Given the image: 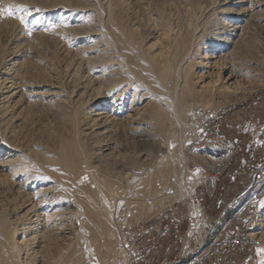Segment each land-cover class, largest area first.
Listing matches in <instances>:
<instances>
[{"label":"bare ground","instance_id":"obj_1","mask_svg":"<svg viewBox=\"0 0 264 264\" xmlns=\"http://www.w3.org/2000/svg\"><path fill=\"white\" fill-rule=\"evenodd\" d=\"M24 2L25 0H5L6 4L15 5H23ZM250 2L251 0H224L223 7L218 12L222 22H214L215 25L207 35L203 32L205 36L203 33L197 36V41L202 35L205 39L202 43L205 47L203 57L208 55L207 57L221 62L218 80L211 84H204L207 70L200 69L197 73L194 71L197 64L194 65L187 50L185 55H181L180 47L175 50V54H171L174 51L168 45L164 52L151 51L154 46H149L150 44L148 48H144L134 31L137 29L134 28L137 22L133 19L129 21L122 13L123 9L107 8L104 23L116 40L113 44L117 45H106L107 48L100 49L96 46L98 42L93 43L94 47L90 48H95L98 52L95 56L88 51L90 48L84 46L85 49L83 47L82 50L89 52L87 58L81 56L82 59L77 60L75 57L74 60L79 69L81 66L92 65L89 74L102 73L104 76L101 78L102 74L100 77L96 75L91 80L97 88L86 96L83 107L74 111L71 109V117L66 118L68 124L57 133L44 134L42 137L38 130H31L30 133H22L13 142L8 139L0 140V147L9 151L6 152L7 174L0 176V264H32L37 255H41L42 259L36 260L34 264H47L44 259L51 256L45 250L52 235L60 234V245L68 243L66 238L70 234V228L64 226L65 220L70 225L77 224L76 236L82 242L83 247L79 248L83 252L82 256L74 252L69 259L57 264H118L122 253L120 251V259L114 261L116 252L113 227H116L125 210L129 211V208L134 209L146 202L152 203L158 198L157 195H168V188L173 186L179 192L176 194L178 198L191 197L195 193V184L199 179H194L188 173L189 162L184 153L187 139L184 133L188 132L195 137L201 130L195 126H186L183 117L200 113L204 105L211 106L212 115H217L220 111L214 108L216 103H219L221 96L236 88L243 68L238 70L230 57L241 49L243 33L250 28L251 18L264 23V14L252 17ZM259 5H264V2L260 0ZM79 18L75 17L73 23L82 25V19ZM54 26L57 28L56 24ZM109 30L106 29L108 32ZM61 31L62 29L56 32L60 34ZM67 33L70 34L69 31ZM70 35L68 36L71 38ZM183 45L188 47L187 40ZM85 53L82 55L85 56ZM261 61H264L263 58L259 60ZM17 85L15 77L6 74L0 82V101L18 93L20 89ZM55 102L59 107L70 108L57 98L49 101L51 104ZM77 102L78 98L70 101L73 105ZM2 103L0 102V107ZM13 129L15 127L9 130L10 137L15 132ZM120 142L122 148L118 150L117 144ZM110 159H113L111 171L107 163ZM223 160L229 162L231 154L226 155ZM223 160L213 158L219 171ZM177 164L181 166L175 171ZM0 167L3 165L0 164ZM234 171L238 170L232 172ZM135 172L142 176L138 180L140 185L136 187V183H133V192L126 197L124 194L128 179ZM208 188L210 191L216 188L215 178L208 182ZM260 197L264 198V189ZM256 199L257 195L253 194L241 211L248 204H255ZM157 208L149 205V211ZM261 211L262 215L249 234L255 239L260 236L257 254L260 264H264V207H261ZM197 215L198 208L195 206L190 213L191 229L199 227Z\"/></svg>","mask_w":264,"mask_h":264},{"label":"rangeland","instance_id":"obj_2","mask_svg":"<svg viewBox=\"0 0 264 264\" xmlns=\"http://www.w3.org/2000/svg\"><path fill=\"white\" fill-rule=\"evenodd\" d=\"M113 2L117 6H115ZM223 2L224 0H25L23 6L28 9V12H17L16 16H23L27 26L21 24L18 18L0 17V82L6 77V74H9L15 77L18 83L17 86L20 89L19 92L12 97L0 101L3 102L0 107V140L8 139L13 142V140H17L22 133H30L31 130H38L37 132L41 136L43 135L42 137L57 133L68 124L66 120L69 119V116L71 117L69 111L71 112L72 110L74 111V109L83 107L86 96L97 88L96 85L91 83V80H93L96 75L100 77L102 73L95 75V73L92 72L89 74L92 71V65H87L89 69L85 66H81L79 69L74 60L75 57L77 60L80 58L82 59L81 56L86 59L87 53L89 52L92 53L93 56L97 55L98 52L95 48V51L90 48H93V45L97 42L98 45L96 44V46L100 49H104V47L107 48L106 45L110 46L112 44L111 47L117 45V43L113 44V41L116 42V40L115 38L113 39L114 36L112 32H110L109 28H107L104 23L108 7H116L115 9L118 10L123 9V12H120L125 14L129 21L133 19V21L137 22L134 26V28L136 27L137 29H134V31H136L139 42H142L141 44L144 48L154 46L151 47L154 49H151V51L163 50L164 52L165 48L169 46L173 48L172 51H174L171 52V54H175V50L180 47L181 55H185L187 50L190 59L193 58L194 60V65L197 64L194 67V71L196 73L199 72L200 69L208 71L207 79L204 80V84H211L218 80L217 75L220 72L221 62L217 59H211L212 57H207L208 55L203 57L205 47L202 43L205 40L203 35L205 36L206 33H209L213 25H215L214 22H222L223 19L218 12L222 9ZM261 2H264V0H261ZM259 4L260 0H251L250 5L252 8L250 14L253 15L252 17H261V15L264 14V5L260 6ZM8 5L9 4L5 3V0H0V6L7 7ZM100 9L101 11H99ZM102 12H104V14ZM96 15L99 17L97 18ZM75 17H80L79 19H82L83 26L73 23ZM89 19L93 21L91 22ZM100 22H103V28V24ZM60 23L61 25H59ZM55 24L57 28L54 27V30L51 29L50 26H54ZM58 28L62 29L60 34L56 32L60 30ZM63 28H66L67 31L66 29L63 31ZM78 28H80V30ZM88 28L91 29L89 30ZM29 29H31V35H28ZM49 29L51 32H49ZM106 29H108L111 34L106 31ZM68 31L71 35L67 33ZM62 33L64 35L66 33L67 35L63 37ZM199 33H203V35L201 38L198 37L197 41ZM68 35H70L72 39ZM59 37L62 38L60 39ZM109 37L111 38L108 39ZM242 38L243 42L240 46L241 49L237 53L238 55L234 54L235 56L230 58L235 62L238 70L243 68L245 72H243V69L240 70L241 72L239 71L241 75L239 78L241 80H238L236 88L232 92L221 96L219 103H216V107L214 108L218 109L220 112L215 116L212 115L213 108L203 103L204 109L200 113H191L183 117V123H185L186 126H195L198 127L199 130L200 126L191 123L190 119L198 120V116L205 115L209 123L210 121L216 123L217 130L216 136L212 138L211 143L201 142L198 145L192 144L191 146L189 145L197 139L199 134L194 137L188 134V132L184 133L187 139L184 153L188 158V162H194V158L189 155L192 146L206 147L220 152L237 148L234 156H231L229 164L225 161L223 165H221L225 167L227 171L223 173L217 183L215 200H209L205 197L203 193L204 187H202L196 191L197 199L199 200V206H197L195 197H176V194H179V192H177L176 187L173 186L168 188L170 191L168 195H157L158 198H155L152 203L146 202L144 205L135 207L134 209L133 207L129 208V211L125 210L118 219L116 227H113L116 252L114 261L118 260V258L120 259L119 230L123 225L130 222H146L159 212L166 210L173 203H179L183 215H186L188 212L191 213V208L196 206L198 208V213L199 211H203L205 218L207 217L205 223H213L220 210L227 205L231 199L239 195L248 185L249 180L238 194L233 193L232 190L227 191L228 187L231 186L239 176L238 174V176L234 178H228L229 173L233 171L230 165L234 162L238 152H242L241 148L247 143L249 137L248 132L256 128L264 131V61L259 62L262 58L264 60V23L254 21L251 18L250 28L244 31ZM59 40H61L62 43ZM185 40H187L188 49L183 45ZM163 44L165 45L163 46ZM84 46L90 48L88 49L89 52L86 51L85 53V50H82ZM81 50L83 54L85 53V56L82 55ZM258 63H260V65H257ZM246 70L250 71L246 72ZM103 77L102 74L101 78ZM86 84L88 85L86 86ZM73 96L78 98V104L74 103L75 105H73V103H70V101L72 102V100L75 99ZM56 98L64 102L65 105L70 108H64L66 106L59 107L57 102L53 104L49 103L50 100ZM74 106L77 107L75 108ZM67 116L68 119H66ZM12 127H15V129H13L15 132L13 136L10 137L9 130ZM184 130L186 131L185 128ZM121 144V142L117 144L118 150L122 148ZM6 152H9L8 149L0 147V164L3 165V167H0V176H6L7 174L5 169L6 157L8 155ZM248 159L249 164H257V162H254L256 160H253L254 156L253 159L248 156ZM112 160L113 159H110L111 162L109 160V162H107L109 163V171H111L110 167ZM263 165L264 161L259 164L260 167ZM103 166L106 165L103 163ZM180 166V164H177L174 170L178 171ZM139 175V173L135 172L130 176V179H128L125 190L126 193L124 194L126 197L132 194L135 185L136 187L140 185L139 181L142 176ZM209 175L210 173L208 172L206 177ZM190 182L193 181L190 180ZM133 183L136 184L134 185ZM124 185L125 184H121V186ZM263 189L264 169L258 173L256 184L251 189L253 193L250 196H248L249 194L244 196L246 197L245 200H243L244 197L240 199L242 203L239 208L241 209L242 206L248 202V198L253 194L257 195L255 204H248L247 207L244 208L245 213L241 217V219L245 220L247 228H249L248 233H250L256 220L263 213L260 206V201L264 200L263 197H260V193ZM191 198H193V200ZM150 204L158 208L149 211ZM67 223L68 221L65 220L64 226L70 228V234L67 236L66 240H68L71 246L68 243L65 245L61 243L60 245V234H57L58 236L56 234V236L52 235L51 240H49L50 244L45 250L46 254L49 257L51 256V258L44 259L48 262L47 264H57L61 260L69 259L74 252H76L77 255L80 253L81 255L79 256H82L83 251H80L81 248H79L83 247L81 246L82 242L80 239H77L76 236L78 226L77 224H72V226ZM187 224L188 217H185L181 220V228L183 231L187 229ZM112 226H114V224H112ZM262 231L264 232V229ZM238 233L239 232L233 230L232 236ZM259 237L260 236L256 237V239L253 238L257 244L260 243ZM55 240L57 243H55ZM69 240L71 243L74 240V244H71ZM257 248L258 245L256 249L248 251L246 256L242 257L241 264H260ZM63 250L66 253H64ZM62 252L63 254L61 256L60 254ZM69 253L72 254L68 255ZM40 257L41 255H37V259L35 258L34 260L42 259ZM80 258L81 257H79V259ZM246 258H249L247 263H245ZM51 260L53 262H51ZM35 261L33 262L35 263Z\"/></svg>","mask_w":264,"mask_h":264},{"label":"built area","instance_id":"obj_3","mask_svg":"<svg viewBox=\"0 0 264 264\" xmlns=\"http://www.w3.org/2000/svg\"><path fill=\"white\" fill-rule=\"evenodd\" d=\"M198 117V120L190 119V122L200 126L201 132L189 146L201 142L211 143L217 133L214 121L209 123L205 115ZM236 149L220 152L192 146L189 155L194 158V162L188 163V173L194 179H199L195 184V193L191 196L195 197L197 206L199 200L196 191L204 187V196L215 200L217 183L227 171L223 166L220 171L216 169L218 164L213 158L222 161L228 154L233 157ZM253 155L249 150L248 156L253 159ZM246 167L249 168V164ZM262 169L264 165L249 173L246 188L220 210L213 223L206 224L207 217L205 218L203 211H199V227L191 229L190 213L183 215L179 203H173L146 222H130L123 225L119 230L122 258L118 264H241L242 257L251 249H256L257 242L248 233L249 228L245 220L241 219L245 209L241 211L239 208L242 203L240 199L253 193L251 189ZM208 172L210 175L206 177ZM237 174L238 171L229 173L228 178H234ZM214 178L216 188L210 191L208 182ZM245 199L246 197L243 200ZM185 217H188V224L187 229L183 231L181 220ZM233 230L239 233L232 236ZM248 261L249 258H246L245 263Z\"/></svg>","mask_w":264,"mask_h":264},{"label":"crops","instance_id":"obj_4","mask_svg":"<svg viewBox=\"0 0 264 264\" xmlns=\"http://www.w3.org/2000/svg\"><path fill=\"white\" fill-rule=\"evenodd\" d=\"M248 134L249 137L247 143H244L245 145L241 148L242 152H238V155H236L234 162H232V164L230 165V168H232L233 170L237 169L239 171L238 178H236L232 185L227 189V191L232 190V192L235 194H238L244 188L245 183H247L249 180V173L257 170L259 164L264 161V131L256 128L248 132ZM249 150L254 153L253 160H256L254 162H257V164H249ZM247 164H249V168H246Z\"/></svg>","mask_w":264,"mask_h":264},{"label":"snow or ice","instance_id":"obj_5","mask_svg":"<svg viewBox=\"0 0 264 264\" xmlns=\"http://www.w3.org/2000/svg\"><path fill=\"white\" fill-rule=\"evenodd\" d=\"M17 12L25 13L28 12V9L23 5H15V4H9L7 7L0 6V17L18 18L21 24L27 26L23 16H19V17L16 16ZM54 27L55 26H50V28H54ZM28 35H31V29L28 30ZM44 179H47V177H44ZM260 206L264 207V200L260 201Z\"/></svg>","mask_w":264,"mask_h":264}]
</instances>
